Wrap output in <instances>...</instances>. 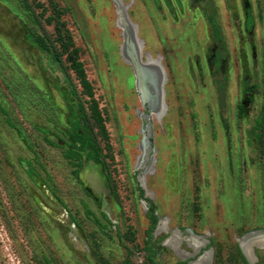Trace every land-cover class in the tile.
Listing matches in <instances>:
<instances>
[{
	"label": "rangeland",
	"instance_id": "rangeland-1",
	"mask_svg": "<svg viewBox=\"0 0 264 264\" xmlns=\"http://www.w3.org/2000/svg\"><path fill=\"white\" fill-rule=\"evenodd\" d=\"M27 1L53 42L45 18L63 10L92 96L64 55L30 42L40 30L20 0H0V264H152L150 251L244 264L238 241L264 236V0H118L165 72L144 60L164 103L140 124L134 98L136 125L126 63L104 43H123L115 2ZM250 252L264 262V242Z\"/></svg>",
	"mask_w": 264,
	"mask_h": 264
},
{
	"label": "trees",
	"instance_id": "trees-1",
	"mask_svg": "<svg viewBox=\"0 0 264 264\" xmlns=\"http://www.w3.org/2000/svg\"><path fill=\"white\" fill-rule=\"evenodd\" d=\"M20 3L23 5L24 8H26L27 12H29V14L31 15V17H32L31 19H32L34 26L38 30H40L39 34L32 32L31 35L30 34L28 35L30 42L33 45H36L40 51H43L46 53L47 52L48 53L49 52L55 53L56 54V55H54L55 60L59 61L60 56L64 55L65 60L69 63V66L71 67L73 72L76 73L78 79L81 82V85L83 87V94L87 95L88 97H91L92 96V89L90 87V84L86 80V77L84 75L83 66L78 59V56H77L78 50L73 47V43L71 42L70 37L65 35L64 33H62V29L60 28L62 26V24H60L58 20H59L60 14L63 12V10L58 9L55 4H51V10H52L53 14L49 15L48 17L45 18V22L47 24H51L52 22H54V26L56 29V35H55V38L53 39L55 42H53L50 40L48 35H46L43 26H41L40 20L38 19V17H36L34 12L32 11L31 6L28 4V1L27 0H20ZM38 7H41V5H38ZM44 12H45V8L42 7L41 14H43ZM55 43H58L59 47L61 48L59 53H56L57 51H56V45H54ZM90 110H91V115L94 119V122L98 126L100 134L102 135V137L105 138L102 120L99 116V113L97 111L95 103L93 106H91ZM149 210H150V214H149L150 227L148 229V234L152 230H154V227H155V218H154V216L151 215L152 211L154 210V207L152 205H150ZM150 252H151V254L148 257V260L152 264H156L153 260L155 252L154 251H150ZM177 264H188V263L187 262H179Z\"/></svg>",
	"mask_w": 264,
	"mask_h": 264
},
{
	"label": "bare ground",
	"instance_id": "bare-ground-1",
	"mask_svg": "<svg viewBox=\"0 0 264 264\" xmlns=\"http://www.w3.org/2000/svg\"><path fill=\"white\" fill-rule=\"evenodd\" d=\"M113 1L115 2L117 14H118L117 24L123 31V43L121 45V55L127 61L129 58H133L137 60L138 57L140 56L139 45L134 38V34L131 26L128 24V22L124 17V13L120 7L119 1L118 0H113ZM143 65H144V69L148 73V79L146 83V87H147L146 107L150 113H153L155 116H158L161 114L163 108L162 93H161V85H162L161 73L154 63L145 62L143 63ZM142 118L146 119L149 117L143 115ZM141 144H142L141 146L145 147L143 142ZM141 161L143 160H141L140 158L138 162V166H140ZM256 242H264V236H256L254 239H251L249 241L247 240L240 241L241 248L251 264H254V259L252 258L250 252V246L252 245V243H256ZM190 246L191 248L196 249L202 246V243L198 242L196 239H193V243H190ZM193 264H207V254L202 255V257H200V259Z\"/></svg>",
	"mask_w": 264,
	"mask_h": 264
},
{
	"label": "flooded vegetation",
	"instance_id": "flooded-vegetation-1",
	"mask_svg": "<svg viewBox=\"0 0 264 264\" xmlns=\"http://www.w3.org/2000/svg\"><path fill=\"white\" fill-rule=\"evenodd\" d=\"M105 32V31H104ZM104 32L102 33V36L101 37H103V34H104ZM104 43H107L108 44V46L110 47V49L112 50V52H113V49H115V48H118V55L119 56H121V58H122V60H123V62H125L126 64H122V70L124 71V73H126L125 75L129 78L130 77V86H131V88H133L134 89V92H135V95H134V97L131 95V94H129V93H125V96L124 97H126L127 99H128V105H129V107H130V109H131V112L129 113V117H131L132 118V124H134V125H136L137 124V122H139L140 124H142V122L143 121H145V120H148V119H154L153 117H152V115L149 113V111H148V109H147V107H146V104H144L143 105V102H142V100H141V97H140V93H139V91H138V89H137V81H136V75H135V71H134V69H133V66H132V64L130 63V60L128 59V61L127 60H125L123 57H122V55H121V53H120V47H121V45L120 44H117V43H115L114 41H113V39H111V36H107V39L106 38H104ZM122 44V43H121ZM118 46V47H117ZM147 55H143V54H141V60L142 61H144V59H145V57H146ZM112 59H114V57H116V56H114V53L112 54ZM113 62V61H112ZM121 70V71H122ZM119 80V79H118ZM127 83H129V82H127ZM125 84V83H124ZM134 98H136L135 99V101H136V103H138V105L136 106L135 104H134ZM135 106H136V108H137V110L139 111V109L141 110V111H139V117L137 118V120H135V117L134 116H132L131 115V113H132V111H133V109L135 108ZM134 115V114H133ZM143 115L144 116H147V117H149V118H147V119H143L142 117H143ZM164 115V114H163ZM141 117V118H140ZM162 118V117H161ZM137 121V122H136ZM136 128V127H135ZM145 128V126L143 127V129ZM157 226H158V224H156L155 225V227H154V230H153V233L155 232V230L157 229ZM194 236H195V234H193ZM240 241L241 240H239L238 242H239V244H238V252H239V255L241 256V259L243 260V262H244V264H249L248 263V261L246 260V258H245V256H244V254L242 253V248H241V245H240ZM206 242L207 243H205V246L207 247V249L208 248H210V246H209V244H210V242L208 241V240H206ZM252 245H253V243H252ZM251 245V246H252ZM203 251H205V250H203ZM201 255L202 254H198L196 257H201ZM252 255V254H251ZM208 258H209V255L207 256V262H208ZM252 258L254 259V257H253V255H252ZM190 259H185V260H177V261H175L173 264H177V263H179V262H187L188 264H190ZM254 262H255V259H254ZM194 262H192L191 264H193ZM130 264V263H129ZM262 264H264V262L262 263Z\"/></svg>",
	"mask_w": 264,
	"mask_h": 264
},
{
	"label": "water",
	"instance_id": "water-1",
	"mask_svg": "<svg viewBox=\"0 0 264 264\" xmlns=\"http://www.w3.org/2000/svg\"><path fill=\"white\" fill-rule=\"evenodd\" d=\"M121 1V0H120ZM122 2V1H121ZM124 6V5H123ZM127 6H124V16L127 20V22L133 27L134 29V34H135V37L136 39L139 41V44H140V56L138 57L137 60L133 59V58H129L130 60V63L132 64L133 66V69L135 71V75H136V81H137V89L140 93V97H141V100L143 102V105L146 104V100H147V87H146V83H147V79H148V73L147 71L144 69V65L143 63L145 61H142L141 60V54H142V41L138 38L137 36V31H136V26L130 22V20L127 18L126 16V10ZM146 58H149L151 60H154V61H157V64H158V67L162 73V76H163V79L165 81V72H164V69L163 67L161 66L160 62H159V59H154L152 58L151 56H146L144 60H146ZM164 81L162 83V86H161V93H162V101L164 103V100H163V97H164V92H163V84H164ZM149 111V110H148ZM150 113V112H149ZM145 119V118H144ZM147 119V118H146ZM142 131V140H141V143L143 142L144 143V146H141L142 144H140V149L142 150V158L141 160H143V157H145V152H146V148L148 146V138H147V132H145L144 130H141ZM243 253V251H242ZM244 254V253H243ZM245 256V254H244ZM246 258V256H245ZM247 260V258H246ZM248 261V260H247ZM249 264H251L249 261H248ZM130 264H138V263H130Z\"/></svg>",
	"mask_w": 264,
	"mask_h": 264
}]
</instances>
